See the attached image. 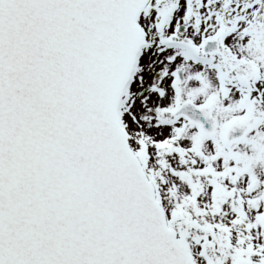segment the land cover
I'll list each match as a JSON object with an SVG mask.
<instances>
[{"label": "snow or ice", "instance_id": "1", "mask_svg": "<svg viewBox=\"0 0 264 264\" xmlns=\"http://www.w3.org/2000/svg\"><path fill=\"white\" fill-rule=\"evenodd\" d=\"M0 264H264V0H0Z\"/></svg>", "mask_w": 264, "mask_h": 264}]
</instances>
